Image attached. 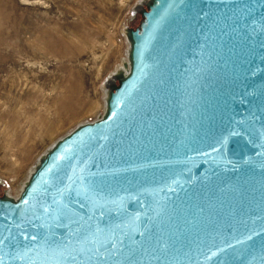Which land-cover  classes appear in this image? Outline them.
<instances>
[{
    "label": "water",
    "instance_id": "1",
    "mask_svg": "<svg viewBox=\"0 0 264 264\" xmlns=\"http://www.w3.org/2000/svg\"><path fill=\"white\" fill-rule=\"evenodd\" d=\"M100 117L0 195V264H264V0H145Z\"/></svg>",
    "mask_w": 264,
    "mask_h": 264
},
{
    "label": "rangeland",
    "instance_id": "2",
    "mask_svg": "<svg viewBox=\"0 0 264 264\" xmlns=\"http://www.w3.org/2000/svg\"><path fill=\"white\" fill-rule=\"evenodd\" d=\"M142 1L0 0V195L15 198L57 139L101 116Z\"/></svg>",
    "mask_w": 264,
    "mask_h": 264
},
{
    "label": "bare ground",
    "instance_id": "3",
    "mask_svg": "<svg viewBox=\"0 0 264 264\" xmlns=\"http://www.w3.org/2000/svg\"><path fill=\"white\" fill-rule=\"evenodd\" d=\"M143 1H145V0H143ZM142 1V2H143ZM142 2H140L137 6H135V9H138L140 6H141V4H142ZM19 29V28H18ZM21 30V29H20ZM45 30V29H44ZM37 31V30H36ZM40 31V30H39ZM11 33H12V31H10ZM14 32V31H13ZM47 32V31H46ZM8 33V32H7ZM43 34V33H42ZM46 34V33H45ZM8 35V34H7ZM4 36V35H3ZM12 36V35H11ZM47 36H48V34H47ZM60 36V35H59ZM7 38V37H6ZM49 38V37H48ZM51 38V37H50ZM3 39V38H2ZM39 39H40V37H39ZM42 39V38H41ZM57 39V38H56ZM43 40H45V39H43ZM50 40V39H49ZM40 41H42V40H40ZM51 41V40H50ZM55 41H57V40H55ZM5 42V41H4ZM39 42V41H38ZM48 42V41H47ZM58 42V41H57ZM37 43V42H36ZM44 43V42H43ZM45 43H46V41H45ZM40 44V43H39ZM49 44V43H48ZM56 44H58V43H56ZM55 44V45H56ZM2 45H4V44H2ZM5 45H7V44H5ZM4 45V46H5ZM28 45V44H27ZM33 45V44H32ZM54 45V46H55ZM3 46V47H4ZM30 46V45H29ZM34 46V45H33ZM1 47V46H0ZM10 47V46H9ZM37 47H38V44H37ZM52 47V46H51ZM6 48V47H5ZM24 48V47H23ZM41 48V47H40ZM50 48V47H49ZM8 49V48H7ZM25 49V48H24ZM23 49V50H24ZM30 49V48H29ZM34 49V48H33ZM43 49V48H42ZM22 50V51H23ZM26 50V49H25ZM49 50H51V49H49ZM6 51V50H5ZM20 51H21V49H20ZM48 51V50H47ZM22 53V52H21ZM24 53H27V51L25 52L24 51ZM29 53V52H28ZM33 53V52H32ZM26 55V54H25ZM31 55V54H30ZM33 55V54H32ZM2 56V55H1ZM29 56V55H28ZM8 59V58H7ZM127 68H128V62H127V59L126 60H124L123 61V63L121 64V65H119L115 70H113L111 73H110V75L107 77V79L105 80V82L103 83V85H102V90H103V95H105V93H106V86L113 80V77H114V74L115 73H117L118 71L119 72H122V73H124L126 70H127ZM25 179H26V177H25ZM25 179L22 181V183L20 184V186H19V188H18V190L19 189H21V187L23 186V184H24V181H25Z\"/></svg>",
    "mask_w": 264,
    "mask_h": 264
}]
</instances>
